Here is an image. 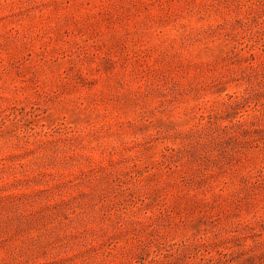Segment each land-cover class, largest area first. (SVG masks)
Listing matches in <instances>:
<instances>
[{"label": "rangeland", "instance_id": "1", "mask_svg": "<svg viewBox=\"0 0 264 264\" xmlns=\"http://www.w3.org/2000/svg\"><path fill=\"white\" fill-rule=\"evenodd\" d=\"M0 264H264V0H0Z\"/></svg>", "mask_w": 264, "mask_h": 264}]
</instances>
